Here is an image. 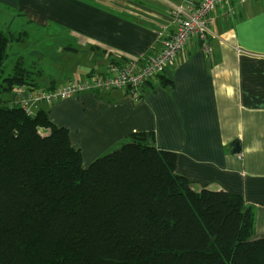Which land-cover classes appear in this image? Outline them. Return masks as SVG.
I'll use <instances>...</instances> for the list:
<instances>
[{
	"label": "crops",
	"instance_id": "obj_1",
	"mask_svg": "<svg viewBox=\"0 0 264 264\" xmlns=\"http://www.w3.org/2000/svg\"><path fill=\"white\" fill-rule=\"evenodd\" d=\"M198 1L0 0V19L9 33L14 28L21 31L20 46L30 37L23 29L55 28L74 43L66 48L70 59L86 57L83 72L75 79L61 84L37 80L40 89L47 90L103 73L109 64L156 55L160 32L170 35L178 27L174 7ZM211 17V52L192 39L166 70L163 82L169 81L170 87L155 78L143 87L139 101L126 90H111L42 105L39 110L69 132L85 169L132 134H153L156 147L177 154L176 174L195 191L241 196L254 213V239L261 240L264 0H229ZM19 59L25 64L23 57ZM31 70L36 77L41 71Z\"/></svg>",
	"mask_w": 264,
	"mask_h": 264
},
{
	"label": "trees",
	"instance_id": "obj_2",
	"mask_svg": "<svg viewBox=\"0 0 264 264\" xmlns=\"http://www.w3.org/2000/svg\"><path fill=\"white\" fill-rule=\"evenodd\" d=\"M19 40L0 29V72ZM36 74L19 59L0 94L44 91ZM165 74L155 78L170 87ZM176 165L153 134L135 133L85 169L45 111L0 98V264H264L245 200L195 191Z\"/></svg>",
	"mask_w": 264,
	"mask_h": 264
},
{
	"label": "built area",
	"instance_id": "obj_3",
	"mask_svg": "<svg viewBox=\"0 0 264 264\" xmlns=\"http://www.w3.org/2000/svg\"><path fill=\"white\" fill-rule=\"evenodd\" d=\"M229 0H201L174 7L178 27L168 35L161 31V49L153 56L130 59L121 64H109L102 73H94L82 81L70 82L62 87L31 92L27 87L15 90L14 101L27 113L34 115L42 105H54L60 101L89 93L126 90L138 101L145 83L165 73L182 49L198 39L206 52H211L209 37L213 26L212 13L223 8Z\"/></svg>",
	"mask_w": 264,
	"mask_h": 264
},
{
	"label": "rangeland",
	"instance_id": "obj_4",
	"mask_svg": "<svg viewBox=\"0 0 264 264\" xmlns=\"http://www.w3.org/2000/svg\"><path fill=\"white\" fill-rule=\"evenodd\" d=\"M0 29L9 36L19 37L21 33L16 28L10 33L6 31V25L1 19ZM23 30L29 31L30 37L24 41L25 44L23 46L19 45L21 42L10 44L8 50L9 58L0 72V90L1 86L4 85V80L13 75L19 56L24 58L26 68H36L43 72V75L37 78L40 84H48L51 80L61 84L67 82L69 77L75 79L80 76L83 72L82 69L84 68L83 64L85 65L86 57L79 55L78 60L68 57L66 48L71 44L74 45V43L67 35L55 28L35 30L28 27V29ZM0 98L5 103L16 99L15 93H1ZM41 132L43 133V131ZM121 145L108 150L105 154L120 148Z\"/></svg>",
	"mask_w": 264,
	"mask_h": 264
},
{
	"label": "water",
	"instance_id": "obj_5",
	"mask_svg": "<svg viewBox=\"0 0 264 264\" xmlns=\"http://www.w3.org/2000/svg\"><path fill=\"white\" fill-rule=\"evenodd\" d=\"M240 152V148L237 146L235 153H239Z\"/></svg>",
	"mask_w": 264,
	"mask_h": 264
}]
</instances>
